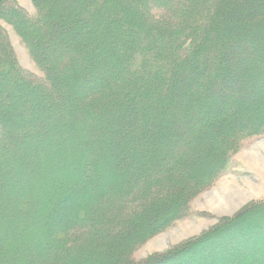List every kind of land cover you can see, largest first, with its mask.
Returning <instances> with one entry per match:
<instances>
[{
    "label": "trees",
    "instance_id": "16d2710c",
    "mask_svg": "<svg viewBox=\"0 0 264 264\" xmlns=\"http://www.w3.org/2000/svg\"><path fill=\"white\" fill-rule=\"evenodd\" d=\"M32 2L0 0V264H264V198L135 257L264 135V0Z\"/></svg>",
    "mask_w": 264,
    "mask_h": 264
},
{
    "label": "rangeland",
    "instance_id": "374dc122",
    "mask_svg": "<svg viewBox=\"0 0 264 264\" xmlns=\"http://www.w3.org/2000/svg\"><path fill=\"white\" fill-rule=\"evenodd\" d=\"M30 14L36 9L32 0H18ZM7 28L19 62L38 76L43 72L32 59L28 48L16 31ZM264 198V135L252 141L235 156L230 171L219 179L211 191L199 195L192 203L189 216L179 220L165 232L150 239L136 254L137 259L163 252L214 225L221 216H230L246 203Z\"/></svg>",
    "mask_w": 264,
    "mask_h": 264
},
{
    "label": "bare ground",
    "instance_id": "6f19581e",
    "mask_svg": "<svg viewBox=\"0 0 264 264\" xmlns=\"http://www.w3.org/2000/svg\"><path fill=\"white\" fill-rule=\"evenodd\" d=\"M31 15H32V14H31ZM34 15H35V14H34ZM214 187H215V186H214ZM211 189H212V188H211ZM211 189H210L209 191H211ZM206 192H207V191H206ZM206 192H205V193H206Z\"/></svg>",
    "mask_w": 264,
    "mask_h": 264
}]
</instances>
